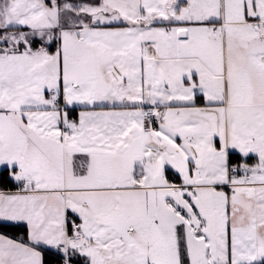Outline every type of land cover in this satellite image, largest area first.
Wrapping results in <instances>:
<instances>
[{
  "label": "snow or ice",
  "instance_id": "obj_1",
  "mask_svg": "<svg viewBox=\"0 0 264 264\" xmlns=\"http://www.w3.org/2000/svg\"><path fill=\"white\" fill-rule=\"evenodd\" d=\"M0 264H264V0H0Z\"/></svg>",
  "mask_w": 264,
  "mask_h": 264
},
{
  "label": "trees",
  "instance_id": "obj_2",
  "mask_svg": "<svg viewBox=\"0 0 264 264\" xmlns=\"http://www.w3.org/2000/svg\"><path fill=\"white\" fill-rule=\"evenodd\" d=\"M8 189H12L11 186H9ZM7 231H8V234L10 235H14V236L23 235V230H20L19 233H17L15 230H7Z\"/></svg>",
  "mask_w": 264,
  "mask_h": 264
},
{
  "label": "crops",
  "instance_id": "obj_3",
  "mask_svg": "<svg viewBox=\"0 0 264 264\" xmlns=\"http://www.w3.org/2000/svg\"><path fill=\"white\" fill-rule=\"evenodd\" d=\"M7 190H15V189H7ZM10 235V234H9ZM10 236H14V235H10ZM22 236V235H21Z\"/></svg>",
  "mask_w": 264,
  "mask_h": 264
}]
</instances>
